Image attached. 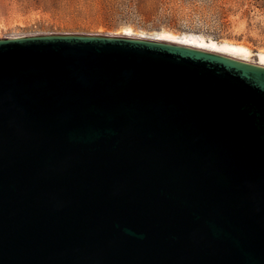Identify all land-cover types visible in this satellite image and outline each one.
<instances>
[{
	"label": "water",
	"instance_id": "1",
	"mask_svg": "<svg viewBox=\"0 0 264 264\" xmlns=\"http://www.w3.org/2000/svg\"><path fill=\"white\" fill-rule=\"evenodd\" d=\"M0 264H264V67L0 38Z\"/></svg>",
	"mask_w": 264,
	"mask_h": 264
},
{
	"label": "rangeland",
	"instance_id": "2",
	"mask_svg": "<svg viewBox=\"0 0 264 264\" xmlns=\"http://www.w3.org/2000/svg\"><path fill=\"white\" fill-rule=\"evenodd\" d=\"M123 27L146 36L159 30L197 33L264 50V0H0V38L120 36Z\"/></svg>",
	"mask_w": 264,
	"mask_h": 264
},
{
	"label": "bare ground",
	"instance_id": "3",
	"mask_svg": "<svg viewBox=\"0 0 264 264\" xmlns=\"http://www.w3.org/2000/svg\"><path fill=\"white\" fill-rule=\"evenodd\" d=\"M120 36L191 47L264 67L263 49L252 51L249 47L242 43L229 40L219 41L212 38H206L203 35L197 33H173L167 30H159L152 33L150 32L149 35L146 36L144 34H137L136 32L134 33L129 27H123L120 30ZM252 56H254L257 60H250V57Z\"/></svg>",
	"mask_w": 264,
	"mask_h": 264
}]
</instances>
